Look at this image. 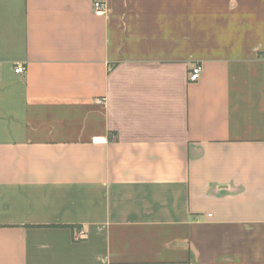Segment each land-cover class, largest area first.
Returning <instances> with one entry per match:
<instances>
[{
	"label": "crops",
	"instance_id": "obj_1",
	"mask_svg": "<svg viewBox=\"0 0 264 264\" xmlns=\"http://www.w3.org/2000/svg\"><path fill=\"white\" fill-rule=\"evenodd\" d=\"M93 1L0 0V264H264V0Z\"/></svg>",
	"mask_w": 264,
	"mask_h": 264
},
{
	"label": "built area",
	"instance_id": "obj_2",
	"mask_svg": "<svg viewBox=\"0 0 264 264\" xmlns=\"http://www.w3.org/2000/svg\"><path fill=\"white\" fill-rule=\"evenodd\" d=\"M93 9L94 13L97 16H103L106 13L107 10V3L105 0H94L93 1ZM15 73H24L26 71V66L22 63L17 64V66L14 69ZM202 74V66L200 64L194 65L190 73L188 75V80L190 82L198 81ZM80 234L76 236V239H79Z\"/></svg>",
	"mask_w": 264,
	"mask_h": 264
}]
</instances>
